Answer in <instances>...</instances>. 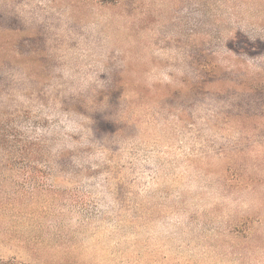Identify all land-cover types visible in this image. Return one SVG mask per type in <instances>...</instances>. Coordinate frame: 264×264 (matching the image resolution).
I'll list each match as a JSON object with an SVG mask.
<instances>
[{
	"label": "rangeland",
	"instance_id": "374dc122",
	"mask_svg": "<svg viewBox=\"0 0 264 264\" xmlns=\"http://www.w3.org/2000/svg\"><path fill=\"white\" fill-rule=\"evenodd\" d=\"M115 1L0 0V259L264 264V1Z\"/></svg>",
	"mask_w": 264,
	"mask_h": 264
},
{
	"label": "trees",
	"instance_id": "16d2710c",
	"mask_svg": "<svg viewBox=\"0 0 264 264\" xmlns=\"http://www.w3.org/2000/svg\"><path fill=\"white\" fill-rule=\"evenodd\" d=\"M95 1L100 2V3H113V2H116L115 0H95ZM262 1H264V0H257L256 2L261 3ZM244 2H245V0H244ZM0 264H19V263H16L13 259H10V260H2V259H0Z\"/></svg>",
	"mask_w": 264,
	"mask_h": 264
}]
</instances>
